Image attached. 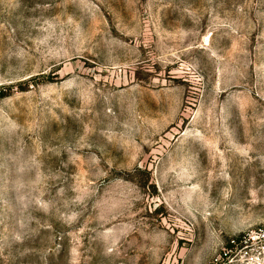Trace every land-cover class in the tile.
Wrapping results in <instances>:
<instances>
[{"label": "rangeland", "instance_id": "obj_1", "mask_svg": "<svg viewBox=\"0 0 264 264\" xmlns=\"http://www.w3.org/2000/svg\"><path fill=\"white\" fill-rule=\"evenodd\" d=\"M264 0H0V264H264Z\"/></svg>", "mask_w": 264, "mask_h": 264}, {"label": "built area", "instance_id": "obj_2", "mask_svg": "<svg viewBox=\"0 0 264 264\" xmlns=\"http://www.w3.org/2000/svg\"><path fill=\"white\" fill-rule=\"evenodd\" d=\"M260 237L264 238V232L262 230H259L258 232H255L252 235L251 239L255 240V239H259ZM263 249H264V247H263Z\"/></svg>", "mask_w": 264, "mask_h": 264}]
</instances>
